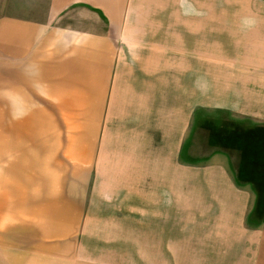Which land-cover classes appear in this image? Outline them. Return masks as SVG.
<instances>
[{"label":"crops","instance_id":"0c3cea01","mask_svg":"<svg viewBox=\"0 0 264 264\" xmlns=\"http://www.w3.org/2000/svg\"><path fill=\"white\" fill-rule=\"evenodd\" d=\"M27 1L29 10L10 5L11 15L0 0V45L14 60L21 50L27 55L21 45L29 30H36L39 42L49 23H61L58 33L64 31V15L71 9L73 19L74 6L94 20L96 3L107 5L101 9L109 37L102 43L90 36L81 54L88 66L81 73L68 67L76 72L69 84L48 82L35 64L18 72L22 65L14 61L7 76L12 97H27L35 84L45 97L106 95L116 109L106 117L97 189L82 227L84 238L102 248L78 253L82 262L264 264V208H254L255 194L237 183L244 179L231 174L227 156L216 152L198 165L179 161L183 145L192 150L197 134L205 143L213 133L204 126L195 131L197 111L264 127V0H231L242 12L230 15L151 17L128 13L138 0ZM71 53L72 60L80 54L78 44Z\"/></svg>","mask_w":264,"mask_h":264},{"label":"rangeland","instance_id":"374dc122","mask_svg":"<svg viewBox=\"0 0 264 264\" xmlns=\"http://www.w3.org/2000/svg\"><path fill=\"white\" fill-rule=\"evenodd\" d=\"M10 1L8 6L9 0H4L5 13L12 15L10 5L31 8L27 0ZM101 7L107 10L104 2H97L93 20L80 5L74 6L73 19H69L71 9L64 15V31L58 33L61 23H49L45 33L41 29L39 42L36 30H29V38L21 45L28 53L17 52L15 60L0 45V264H95L82 262L84 254L79 257L78 253L95 254L102 248L85 239L82 227L89 197L97 189L94 182L106 117L116 113L109 106L111 97H45L35 84L27 97H12L7 78L14 61L15 66L22 65L18 72L35 64L41 74L48 75V82L59 78L69 84L75 69L81 73L88 66L81 54L89 39L98 35V42L104 43L102 37H109ZM217 10L230 15L242 12V5H233L231 0H138L137 6L128 7V13H143L144 17ZM23 38L21 35L19 40ZM119 41L117 38V44ZM77 44L80 54L75 53L72 60L71 51ZM19 47L16 45L17 50ZM117 62L112 64V73ZM196 113L199 119L193 116L192 121L195 131L204 126L213 133L205 143L197 134L194 142L198 143L192 150L183 145L179 161L198 165L223 152L231 174L244 179L237 178V183L255 194L254 208H264V127L221 112L205 109ZM88 141L92 148L86 159Z\"/></svg>","mask_w":264,"mask_h":264}]
</instances>
